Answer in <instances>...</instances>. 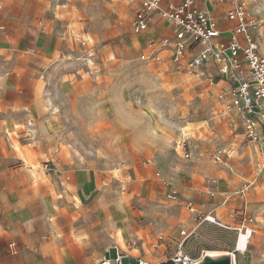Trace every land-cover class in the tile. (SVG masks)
Returning a JSON list of instances; mask_svg holds the SVG:
<instances>
[{
  "label": "rangeland",
  "instance_id": "obj_1",
  "mask_svg": "<svg viewBox=\"0 0 264 264\" xmlns=\"http://www.w3.org/2000/svg\"><path fill=\"white\" fill-rule=\"evenodd\" d=\"M248 4L264 52V0ZM134 11L126 0L6 2L0 115L12 123L2 135L10 153L0 159V220L3 193L11 202L22 195L23 204L42 207L49 230L66 225L62 238L69 234L82 262L99 264L115 246L130 251L138 237L148 251L158 231L175 249L198 212L219 214L235 226L239 202L229 195L247 182L250 224L257 229L252 260L239 255L238 261L264 264V153L243 136L241 116L230 107L232 81L211 69L181 70L166 49L161 60L152 57L149 43L169 33L168 22L159 19L137 35ZM48 117L60 121L51 133L41 126ZM217 148L227 152L220 161L212 156ZM157 170L195 199L197 212L169 197ZM209 179L218 182L216 190H202ZM198 232L185 247L193 242L197 251L226 254L236 245L233 229L203 223Z\"/></svg>",
  "mask_w": 264,
  "mask_h": 264
},
{
  "label": "built area",
  "instance_id": "obj_2",
  "mask_svg": "<svg viewBox=\"0 0 264 264\" xmlns=\"http://www.w3.org/2000/svg\"><path fill=\"white\" fill-rule=\"evenodd\" d=\"M135 6L132 29L137 35H144L158 24L159 19L168 22L169 33L149 43L150 55L162 59L161 52L168 50L170 57L181 70L199 73L215 69L217 75L227 76L233 85L230 90V107L241 116L243 136L251 143L259 145L264 153V52L256 37L258 20L249 10L248 0H126ZM3 1L0 0V11ZM34 52V48L29 49ZM143 59L150 56L142 54ZM227 153L221 148L214 150L212 156L220 161ZM184 157H190V150L183 151ZM166 186L170 188L169 197L181 200V194L171 180L160 171L156 172ZM216 180H208L209 186ZM250 183H243L234 189L230 196L239 200L236 207L240 220L235 226L226 224L221 216L212 212H198L196 224L181 231V239L174 250L168 248L166 235L159 232L151 243L153 250L165 248L163 261H150L143 255L133 258L119 251L114 258L104 257L99 264H125L130 258L134 264H198L209 250L202 248L197 254L185 249L190 239H198V229L203 223L217 224L224 229H233L237 233L235 250L227 251L232 264H239L238 255H247L248 246L239 247L241 236L252 238L255 226L248 212ZM215 194L214 191L211 192ZM185 206L197 212L193 201L187 200ZM231 216H234L231 214ZM46 238L49 234L45 235ZM168 245V246H167ZM17 249V242L7 244L8 254ZM2 255L0 254V258Z\"/></svg>",
  "mask_w": 264,
  "mask_h": 264
},
{
  "label": "crops",
  "instance_id": "obj_3",
  "mask_svg": "<svg viewBox=\"0 0 264 264\" xmlns=\"http://www.w3.org/2000/svg\"><path fill=\"white\" fill-rule=\"evenodd\" d=\"M2 1H3V9L0 11V17H1V14L5 10L6 2L8 0H2ZM4 26L5 24L2 21H0V29L4 28ZM31 48L35 49L34 46H29L26 49V51L28 53H33L29 51V49ZM213 73H215V71L211 68V74ZM3 93L5 94V91H2V94ZM5 95H4V98L5 100L8 101V97ZM15 102L17 101L15 100ZM30 105H31L30 102H26V106H30ZM5 110H8V106L5 108ZM59 122L60 121L58 120V118L48 117L41 121V126L47 133H51L53 132L54 129L58 128ZM11 123H12V120L9 119L7 116L0 115V159L6 156H9V153H10V151L5 150L6 146L5 147L2 146V142H3L2 135L4 134V130L6 129L8 124H11ZM15 136H17V133ZM12 156L14 157L15 155L13 154ZM15 166H16L15 168H17L18 170L19 169L18 165L15 164ZM22 166L23 165H21L20 169H23ZM158 180L163 184L160 178H158ZM172 182L176 186V188L179 190L181 194V198H182L181 200H178V201L173 200V201L184 204V205L187 200L193 201L198 210L199 206L197 202L195 201V199L185 194V192L182 191L181 187H179V185L176 182L174 181ZM217 183L218 182L216 181L215 183H213L212 186H209V185H206L205 182L202 181V190L203 188L204 190H207V189L216 190ZM169 192H170V188H169ZM211 192H210V195L212 197H215L216 192L214 195H212ZM3 194L4 195L2 197H3V200L5 201L4 204H6L7 207L5 211L3 212L2 218L0 220V224H1L0 225V254L2 255V257L0 258V264H90L89 262L81 261L80 259L81 255L79 254L78 245L74 243V240H72L69 234H67V238L66 237L62 238L65 233L64 229H66V232H69L67 230L66 225H63L61 227V229H63L61 230L62 232L59 231L54 226L52 230H49L48 226L45 224V221H44L46 213L44 215L43 211L41 210L42 207L36 204V202L29 201L27 204H23L22 203L23 200H21L22 195L17 200H13V202H11L13 197L8 196V194L6 193H3ZM9 201L11 204H9ZM237 201L239 202L238 199ZM50 226L52 227V224ZM256 229L253 235L256 233ZM159 232L161 231L156 232L155 235L149 239L148 246H147L148 251H146L144 248L145 240L142 237H138L139 242L138 241L133 242V247L131 248L130 251L125 250L124 248H121L119 246H115L112 250H115V256L119 250V251H123V252L130 254L133 258L139 255H143L145 258H147L150 261H163L166 259L165 255H164L165 258L162 257L164 254L165 248L162 247L158 250H153L151 246V243L154 241L155 237L157 236ZM162 232L165 234L164 231ZM46 234H49L48 238L45 237ZM52 234L56 236V239H53ZM235 239L237 240V233H236ZM10 241L17 242V249L13 254H8V251H7V244ZM235 246L236 245H233L230 251L235 250ZM168 248L169 249L172 248L174 250V246L172 245L171 246L169 245ZM185 249L192 254L198 253L197 251L198 246H193V242L192 244H190L189 247H185ZM112 250L109 249L108 251H106L104 256H102L101 260L104 257L114 258L115 256L111 257L108 255L112 252ZM133 250H137L138 252L133 253L132 252ZM154 253H157L156 256L154 255ZM158 254L162 256H159L158 258ZM239 255L244 256V257L246 256L247 259L252 260L249 246H248L247 255H242V254H239ZM125 260H128L129 262L131 261L130 258H126ZM250 263L255 264L254 259H253V262H250Z\"/></svg>",
  "mask_w": 264,
  "mask_h": 264
},
{
  "label": "water",
  "instance_id": "obj_4",
  "mask_svg": "<svg viewBox=\"0 0 264 264\" xmlns=\"http://www.w3.org/2000/svg\"><path fill=\"white\" fill-rule=\"evenodd\" d=\"M198 264H232L231 257L229 255L211 256L207 255Z\"/></svg>",
  "mask_w": 264,
  "mask_h": 264
},
{
  "label": "bare ground",
  "instance_id": "obj_5",
  "mask_svg": "<svg viewBox=\"0 0 264 264\" xmlns=\"http://www.w3.org/2000/svg\"><path fill=\"white\" fill-rule=\"evenodd\" d=\"M251 238H247L246 236H241L239 241V247L244 248L246 244H250ZM211 256H219L222 254L220 251H209Z\"/></svg>",
  "mask_w": 264,
  "mask_h": 264
}]
</instances>
